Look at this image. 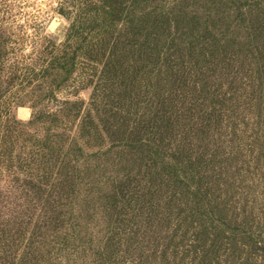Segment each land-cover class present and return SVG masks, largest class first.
Masks as SVG:
<instances>
[{
    "label": "trees",
    "instance_id": "obj_1",
    "mask_svg": "<svg viewBox=\"0 0 264 264\" xmlns=\"http://www.w3.org/2000/svg\"><path fill=\"white\" fill-rule=\"evenodd\" d=\"M7 2L0 183L23 203L0 209V264H264L240 192L243 155L264 160V0H59L62 41Z\"/></svg>",
    "mask_w": 264,
    "mask_h": 264
},
{
    "label": "rangeland",
    "instance_id": "obj_2",
    "mask_svg": "<svg viewBox=\"0 0 264 264\" xmlns=\"http://www.w3.org/2000/svg\"><path fill=\"white\" fill-rule=\"evenodd\" d=\"M59 0H8V16L10 27L24 29L32 33L35 29L38 30L41 37H49L55 41H62L64 39L66 30L69 26L68 19L61 14L58 10ZM5 27V26H4ZM92 97V89L83 90L80 98L86 102H90ZM21 109L29 112L28 117L20 115ZM264 109V106H263ZM14 116L22 122H27L31 119L32 109L29 105L16 107L13 109ZM252 117V116H251ZM253 121L250 122L249 127L256 125L260 127V132L254 143V152L256 159L264 156V113L262 117H252ZM253 156L244 154L241 162L245 169L246 184L241 187V194H249L250 203L256 205L257 209L254 213H250L248 209L247 214H253L252 217L264 218V160L252 161ZM239 183L230 191L229 198L233 201L238 200L237 196L234 198ZM19 197L18 192L9 188L8 185L0 183V209L7 207V210L15 209L14 204H22V201H17ZM247 198L244 195L241 199ZM250 205V204H249ZM250 207V206H248ZM239 208L243 211L247 208V203L239 201ZM4 218H8L5 214Z\"/></svg>",
    "mask_w": 264,
    "mask_h": 264
},
{
    "label": "bare ground",
    "instance_id": "obj_3",
    "mask_svg": "<svg viewBox=\"0 0 264 264\" xmlns=\"http://www.w3.org/2000/svg\"><path fill=\"white\" fill-rule=\"evenodd\" d=\"M20 115H21L22 117H28L29 112H28L27 110L21 109V111H20Z\"/></svg>",
    "mask_w": 264,
    "mask_h": 264
}]
</instances>
